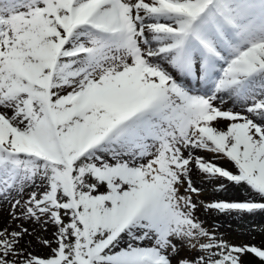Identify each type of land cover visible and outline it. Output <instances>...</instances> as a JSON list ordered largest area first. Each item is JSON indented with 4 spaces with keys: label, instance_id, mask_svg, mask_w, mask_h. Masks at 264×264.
Instances as JSON below:
<instances>
[{
    "label": "snow or ice",
    "instance_id": "1",
    "mask_svg": "<svg viewBox=\"0 0 264 264\" xmlns=\"http://www.w3.org/2000/svg\"><path fill=\"white\" fill-rule=\"evenodd\" d=\"M0 204V264H264L197 215L264 212V0H0Z\"/></svg>",
    "mask_w": 264,
    "mask_h": 264
},
{
    "label": "rangeland",
    "instance_id": "2",
    "mask_svg": "<svg viewBox=\"0 0 264 264\" xmlns=\"http://www.w3.org/2000/svg\"><path fill=\"white\" fill-rule=\"evenodd\" d=\"M221 166L228 165L224 161H217ZM193 180L196 183L197 187H203L205 189L201 199L204 201H213V200H244L246 196L241 193L240 190L233 188L231 185L227 186V191L216 192L213 185L202 180L199 176L193 175ZM5 206V212H2L0 205V225L2 224L3 214L7 217L5 220L6 225H11V227H16V224L13 223L9 217V206ZM197 215L200 220L204 222V226L209 228L212 231H216L218 235H221L223 239L237 245L241 244H253L257 246L264 245V212H256L251 215H223L216 212H205L201 209ZM25 227H29V224H26ZM53 229L51 228V234ZM50 234V236H51ZM26 239H31L26 237ZM35 245H38L35 241ZM35 245L31 246L29 250H35ZM39 246V245H38ZM37 254L42 255L40 252ZM186 253H182L185 255ZM247 262L251 258H244Z\"/></svg>",
    "mask_w": 264,
    "mask_h": 264
},
{
    "label": "bare ground",
    "instance_id": "3",
    "mask_svg": "<svg viewBox=\"0 0 264 264\" xmlns=\"http://www.w3.org/2000/svg\"><path fill=\"white\" fill-rule=\"evenodd\" d=\"M225 167H227V166H225ZM2 207H1V209H2V212L4 213L5 211V206L3 205V204H0ZM5 220H7V217L5 216V214H3V218H2V224L0 225V228H2V227H5V226H7L6 224H5ZM34 226L33 225H29V229L31 230L32 228H33ZM36 228H37V231H41L40 230V227L39 226H35ZM14 228V227H13ZM51 232V227H49L48 228V231H47V233H41L42 235H47L48 237H51L50 236V233ZM33 245H35V243H32V245L31 246H33ZM35 250L37 251V252H40L42 255L43 254H46V249H44V248H42L41 246H38V245H35ZM34 250V251H35Z\"/></svg>",
    "mask_w": 264,
    "mask_h": 264
}]
</instances>
